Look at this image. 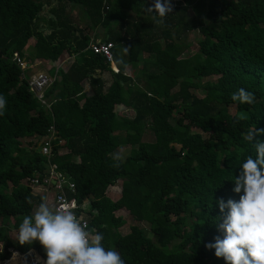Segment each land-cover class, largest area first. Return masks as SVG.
<instances>
[{"label":"trees","instance_id":"obj_1","mask_svg":"<svg viewBox=\"0 0 264 264\" xmlns=\"http://www.w3.org/2000/svg\"><path fill=\"white\" fill-rule=\"evenodd\" d=\"M43 1L50 6L45 20ZM152 3L0 0V95L7 101L0 115L4 248L31 250L35 264L46 260L38 242L21 245L8 233L46 195H34L21 183L42 174L45 158L20 140L43 141L53 132L51 162L74 187L66 198L77 205L88 201L82 210L88 228L102 233L104 247L117 250L125 264H226L205 245L224 235L218 224L227 209L220 213L217 201H238L243 194L233 192V181L246 157L256 154L244 134L264 129V0H172L163 25L146 11ZM66 8L76 9L86 24L75 23ZM98 28V41L113 45L116 73L88 50L96 40L89 35ZM187 33L197 37L191 55H185ZM12 54L28 65H53L46 73L55 77L43 93L44 105L28 91ZM62 58H70L66 69L58 66ZM82 82L87 96L81 95ZM240 88L255 94L253 104L231 99ZM116 107L132 116H118ZM242 112L249 118L236 123ZM144 134L153 140L142 141ZM257 140L264 142V135ZM120 146L128 154L114 167L109 154ZM117 182L121 195L113 203L104 189ZM119 210L147 223L151 237L134 226L133 238L120 235L125 220L115 214ZM0 261L20 264L16 253L0 252Z\"/></svg>","mask_w":264,"mask_h":264},{"label":"clouds","instance_id":"obj_2","mask_svg":"<svg viewBox=\"0 0 264 264\" xmlns=\"http://www.w3.org/2000/svg\"><path fill=\"white\" fill-rule=\"evenodd\" d=\"M173 7L172 0H153L146 11L152 14L155 24L163 25ZM231 99L251 105L255 94L240 88ZM6 103L5 97L0 95V115L4 114ZM248 118L247 113L242 112L235 122ZM259 135H264V129H250L243 136L253 144L256 153L255 157H246L233 181V192L243 194L238 201H217L220 213L227 209L223 222L218 224V230L224 235L205 245L207 249H215V256L223 258L226 264H264V142L253 143ZM109 156L114 167H119L124 160V154L119 151ZM17 239L21 245L38 242L46 255L43 264H125L117 250L104 247L103 234L89 229L83 215L77 216L75 205L67 202L50 205L46 197L41 198L31 215L23 217Z\"/></svg>","mask_w":264,"mask_h":264},{"label":"rangeland","instance_id":"obj_3","mask_svg":"<svg viewBox=\"0 0 264 264\" xmlns=\"http://www.w3.org/2000/svg\"><path fill=\"white\" fill-rule=\"evenodd\" d=\"M48 7L50 6H47L46 2L43 1V9L41 11V14H40V18L42 19H46L47 17H49V14H48ZM65 14H67L68 17H70L75 23H77L76 21H78L80 18V14L79 12L76 10V9H72V8H66L65 9ZM190 16V12H187V17L189 18ZM80 20H83V19H80ZM86 24V21L83 20L82 21V24ZM90 38L92 39H96L98 40L99 38H101L102 36V30L101 29H96L94 31H92V33H90ZM196 36H195V33H187L184 37H183V40L189 44V48L188 50H186L185 52V55H191L192 53L195 52V41H196ZM31 42H28V46L27 47H31ZM65 60V58H62L60 59L59 63L61 61ZM70 61H63L61 63V67L62 69H66L68 67V65L70 64L69 63ZM34 65L33 69L34 71L32 73H37V72H40V73H45V70L48 69V68H51V66H53L50 62H44L42 60H35V61H32V63H29V66L31 65ZM130 70L128 71H125V74L128 75V76H133L131 72H129ZM134 77V76H133ZM105 80L108 81V77H105ZM81 87H82V93L81 95L83 96H87L90 94V91H89V88L84 84V82L81 83ZM76 96H79V94H77ZM115 113L118 115V116H124V117H127V118H130L132 116V112L131 111H124L122 110L120 107H116L114 109ZM117 134L118 136L122 133H115ZM153 138L151 135L149 134H144L143 137H142V141H145V142H150L152 141ZM27 141L30 142V145H27ZM20 140L21 142V145L22 147H24L25 149L27 150H31V148L35 151V152H38L39 150V143H37V140L35 139V137H31L29 138L28 140ZM35 147H31V145H33ZM122 152L124 154V156H126L128 154V147H124V146H120L115 152ZM45 168V167H44ZM21 183L25 186V181L22 180ZM31 193L34 194V195H41L42 193L44 192H40L39 189L36 187V188H31ZM46 197L47 198V202L52 205L51 203V193L50 192H47L46 193ZM104 195H105V198L110 201V202H116L118 201V199L120 198V195H121V191H120V182H117L114 186H106L105 189H104ZM88 201H85L84 202V209L87 210V207H88ZM36 207H34L32 209V212L31 214L35 211ZM115 214L117 216H120L122 217L124 220H125V223L123 226H121L119 228V233L120 235H123V236H127L129 238H133L134 237V232H131L130 231V228L131 226H134V228H136V231H142L146 237L150 238L151 237V234L148 230V225L147 223L145 222H142V223H139L138 221H132L130 219L129 216L126 215V213L123 211V210H119V211H116ZM21 222L18 221L15 223V230H17V232L12 229L13 227H11V230L9 231V238L14 241L17 237V233H18V226ZM0 252L2 254H7L9 253V257L12 255V253H16L18 255V260H19V263L20 264H35V254L32 253L30 250L28 252H26L25 254H19L17 252H13L9 249H6L4 248L3 245L0 244ZM31 252V253H30ZM6 261V260H5ZM5 261H0V264H6ZM42 261V260H41ZM42 264H43V261H42Z\"/></svg>","mask_w":264,"mask_h":264},{"label":"built area","instance_id":"obj_4","mask_svg":"<svg viewBox=\"0 0 264 264\" xmlns=\"http://www.w3.org/2000/svg\"><path fill=\"white\" fill-rule=\"evenodd\" d=\"M111 43H101L98 40L90 42L88 44V50L93 54H98L102 56L106 62L109 63L110 69L116 73L117 69L114 67L112 62V57L110 49L112 48ZM11 61L19 68L21 71V78L26 75V84L28 91L34 96V98L44 105L43 93L48 88L55 76H49L44 73H32L30 70L33 69L34 65L29 66L22 59H20L17 54H12ZM63 61H70V58H65ZM61 61L58 66L61 67ZM70 63V62H69ZM63 64V63H62ZM30 71V72H29ZM52 132V131H51ZM53 132L50 133L49 137L43 141H37L39 143V154L45 158L44 170L41 175L35 174L33 178L26 179L25 185L29 188H38L41 192L51 193V203L52 205L59 204L62 202H67L69 205H75V212L77 216L82 215V210H84V203L77 205L74 199H67V192L73 194V184L64 177L57 166L51 162V147L55 137L52 136ZM37 140V139H36ZM60 140H58V143Z\"/></svg>","mask_w":264,"mask_h":264},{"label":"crops","instance_id":"obj_5","mask_svg":"<svg viewBox=\"0 0 264 264\" xmlns=\"http://www.w3.org/2000/svg\"><path fill=\"white\" fill-rule=\"evenodd\" d=\"M44 62H47V61H44ZM51 67H52V66H51ZM49 70H50V68L46 69V70H45V73H48ZM30 71L32 72V71H34V70L31 69ZM30 71H29V72H30ZM129 72H130V71H129ZM105 77H108V79H109V76H108L107 74H103V75L101 76V78L106 82V84H108V83H109V80L106 81V80H105ZM84 84L88 87V85H87L85 82H84ZM88 88H89V87H88ZM89 91H90V90H89ZM39 191H40V190H39ZM40 192H41V191H40ZM42 194H43V193H42ZM42 194H41V195H42ZM46 195H47V194H46ZM46 195L43 194L42 197H46ZM46 198H48V197H46ZM30 251H31V250H30ZM31 252H32V251H31Z\"/></svg>","mask_w":264,"mask_h":264}]
</instances>
